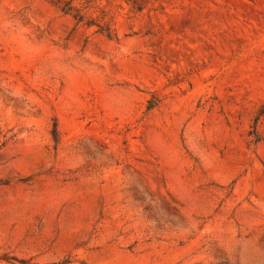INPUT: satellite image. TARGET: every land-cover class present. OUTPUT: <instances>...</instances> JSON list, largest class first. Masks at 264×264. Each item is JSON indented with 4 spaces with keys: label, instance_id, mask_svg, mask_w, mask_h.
Segmentation results:
<instances>
[{
    "label": "rangeland",
    "instance_id": "obj_1",
    "mask_svg": "<svg viewBox=\"0 0 264 264\" xmlns=\"http://www.w3.org/2000/svg\"><path fill=\"white\" fill-rule=\"evenodd\" d=\"M64 1L0 0V264H264V0Z\"/></svg>",
    "mask_w": 264,
    "mask_h": 264
},
{
    "label": "trees",
    "instance_id": "obj_2",
    "mask_svg": "<svg viewBox=\"0 0 264 264\" xmlns=\"http://www.w3.org/2000/svg\"><path fill=\"white\" fill-rule=\"evenodd\" d=\"M63 10L68 11V12L74 10L72 7L71 0L64 1ZM74 17L77 18L78 21H81L83 19V16L79 15L78 12H75Z\"/></svg>",
    "mask_w": 264,
    "mask_h": 264
}]
</instances>
